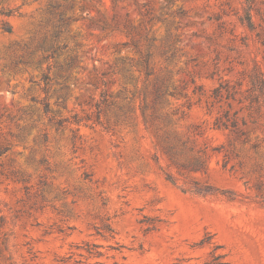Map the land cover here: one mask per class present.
<instances>
[{
    "label": "rangeland",
    "instance_id": "1",
    "mask_svg": "<svg viewBox=\"0 0 264 264\" xmlns=\"http://www.w3.org/2000/svg\"><path fill=\"white\" fill-rule=\"evenodd\" d=\"M203 262L264 264V0H0V264Z\"/></svg>",
    "mask_w": 264,
    "mask_h": 264
},
{
    "label": "trees",
    "instance_id": "2",
    "mask_svg": "<svg viewBox=\"0 0 264 264\" xmlns=\"http://www.w3.org/2000/svg\"><path fill=\"white\" fill-rule=\"evenodd\" d=\"M3 28H4V30H6V31H10V27H8V26H4ZM201 264H207V263H206V262H203V263H201Z\"/></svg>",
    "mask_w": 264,
    "mask_h": 264
}]
</instances>
